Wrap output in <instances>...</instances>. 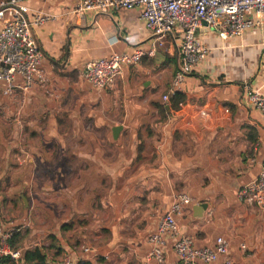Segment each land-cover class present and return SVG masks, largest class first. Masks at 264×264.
<instances>
[{
	"label": "crops",
	"instance_id": "1",
	"mask_svg": "<svg viewBox=\"0 0 264 264\" xmlns=\"http://www.w3.org/2000/svg\"><path fill=\"white\" fill-rule=\"evenodd\" d=\"M76 3L18 0L29 22L47 18L31 27L43 81L10 97L0 91V222L15 226L20 256L157 264L146 260L147 238L183 193L192 201L176 217L180 234L195 248L228 243L212 264H264V210L236 196L264 162V117L243 99L246 90L264 94V15L233 38L200 28L208 54L163 102L180 31L124 66L111 89H95L81 76L85 63L146 50L148 33L138 8L96 14ZM164 238L163 264H173Z\"/></svg>",
	"mask_w": 264,
	"mask_h": 264
},
{
	"label": "built area",
	"instance_id": "2",
	"mask_svg": "<svg viewBox=\"0 0 264 264\" xmlns=\"http://www.w3.org/2000/svg\"><path fill=\"white\" fill-rule=\"evenodd\" d=\"M77 12L92 11L96 14L114 12L120 9L138 8L139 18L148 33V48L132 53H114L108 58L89 60L81 76L92 88L108 90L122 75V68L141 60L143 56L153 57L165 46L175 30L180 31L177 46V67L173 74L169 93L162 96L163 102L169 95L180 92L185 77L193 67L204 60L208 48L196 37L200 28L213 30L220 38H233L256 25L264 15V0H76ZM23 8L18 0H0V91L10 97L16 90L27 92L36 82L43 81L40 68L42 52L32 33V25L41 24L47 18L37 16L29 22L22 15ZM244 101L264 117V94L246 90ZM245 206L264 210V162L254 179L241 185L236 193ZM192 199L183 193L174 194L168 210L159 218L155 231L147 238L150 250L146 260L164 263L165 238L173 240L176 262L173 264H212L218 255L226 254L228 243L222 237L210 248H195L192 239L179 232L176 217ZM16 232L15 226L0 222V257H9L18 264L20 252L11 248L10 239ZM244 249V246H242ZM89 252L88 247H82ZM80 259L64 252L58 264H77ZM224 264H232L226 260Z\"/></svg>",
	"mask_w": 264,
	"mask_h": 264
},
{
	"label": "trees",
	"instance_id": "3",
	"mask_svg": "<svg viewBox=\"0 0 264 264\" xmlns=\"http://www.w3.org/2000/svg\"><path fill=\"white\" fill-rule=\"evenodd\" d=\"M11 239H10L11 248L15 249L16 246L14 245V241H12ZM20 260H22L24 264H46L44 262V258L41 256L40 251L37 249H34L32 251H25L23 255L20 256ZM0 263L13 264L12 260L8 256L0 257Z\"/></svg>",
	"mask_w": 264,
	"mask_h": 264
},
{
	"label": "water",
	"instance_id": "4",
	"mask_svg": "<svg viewBox=\"0 0 264 264\" xmlns=\"http://www.w3.org/2000/svg\"><path fill=\"white\" fill-rule=\"evenodd\" d=\"M116 130H118V128H115V131H116ZM201 208H205V206H204V205H202V206H201Z\"/></svg>",
	"mask_w": 264,
	"mask_h": 264
}]
</instances>
